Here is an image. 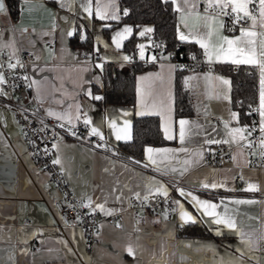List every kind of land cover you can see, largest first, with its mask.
I'll return each mask as SVG.
<instances>
[{
  "label": "crops",
  "instance_id": "obj_1",
  "mask_svg": "<svg viewBox=\"0 0 264 264\" xmlns=\"http://www.w3.org/2000/svg\"><path fill=\"white\" fill-rule=\"evenodd\" d=\"M15 1L14 16L9 14L7 6V13L0 12V52L10 57L20 50L32 52L35 61L29 67L30 93L43 114L72 125L87 119L91 128L96 127L103 135V141L111 146L112 155L92 148L88 137L82 140L62 137L53 144L52 160H59L55 165L72 197L85 198L101 216L99 234L87 248L80 229L59 225L51 204L56 190L47 182L39 164L26 152L20 126L3 103L2 99H7L8 94L0 84V264H227L230 260L264 264L262 242L248 250L241 244L239 232L212 224L211 218L202 215L192 200L195 196L214 203L221 214L226 208L237 227L246 234H264V166L251 167L245 152L237 147L242 139L234 142L229 135L230 129L239 128L243 123L232 107L229 77L211 67L181 71V84L187 91L191 113L175 117L177 69L166 52L150 49L151 32L140 35L145 28H151L150 25L134 28L129 23H121L111 27L123 13L118 0H63L64 6H61V0ZM167 1L175 11L178 41L194 43L201 51L204 63L210 66H238L226 61L217 62L215 55L210 63L204 49L195 41L205 38L214 53L222 42L221 36L239 37L241 28L227 31L223 18L208 8V0ZM86 7L90 8L91 14L85 11ZM249 8L251 10V5ZM98 9L102 14L115 15L118 19H100L96 15ZM252 13L258 17V0ZM205 15L214 16V20L208 21L214 28L209 37H205L206 22L202 19ZM241 20L247 23L242 28L258 33L257 59L264 61V56L259 55V41L264 39L259 21L252 29L250 18ZM125 27L132 29L127 38L137 37L132 52L123 48L127 38L121 41L120 48L113 43L112 38ZM106 28L109 29L105 31ZM76 31V40L82 41L85 35L91 40V52L71 42ZM69 32H72L71 36ZM180 34L189 36V40H180ZM139 45L145 46L144 59L140 58ZM96 53L100 56L95 57ZM131 55L136 61L131 60ZM125 56L128 60L123 59ZM140 61L147 63L133 76V105L102 104L93 98L102 96L104 66L124 69L134 62L140 64ZM239 65L254 70L260 127L259 65ZM156 74L163 77L162 84L159 80H140ZM216 77L228 80L229 84H223ZM142 111L150 114L140 115ZM208 114L219 120H208ZM134 116L156 117L165 142L131 143V119ZM113 119L121 128L125 127V121L130 122L129 139H116L114 130L109 127V121ZM181 119L189 122L185 125L184 144L179 139ZM166 128L171 139L165 136ZM207 140L229 142L208 144ZM147 148L175 151L149 154ZM182 148L186 151H180ZM219 148L229 149L230 159L206 162L207 153ZM149 155L155 164L148 160ZM236 176L241 177L240 183L235 182ZM213 183L217 184L215 189L210 187ZM249 184L256 185L258 190L246 191ZM161 185L167 195L156 191ZM179 189L190 195H180ZM134 194L149 199L160 198L164 206L156 215L138 209L133 217L127 204ZM237 200L254 202L234 203ZM101 204L104 211L97 207ZM180 204L195 218V223L203 227L206 235L177 234L179 227L191 223L181 220ZM129 247L133 249L131 255L127 250ZM241 251L245 254L241 255Z\"/></svg>",
  "mask_w": 264,
  "mask_h": 264
},
{
  "label": "built area",
  "instance_id": "obj_2",
  "mask_svg": "<svg viewBox=\"0 0 264 264\" xmlns=\"http://www.w3.org/2000/svg\"><path fill=\"white\" fill-rule=\"evenodd\" d=\"M256 1L254 0V3L251 4V10L255 9ZM2 3L4 5L3 11L7 13L5 0H2ZM210 11L223 18L227 31L247 26L244 20L234 23L229 9H227L228 15L220 14L219 9L212 8ZM259 29L264 30L260 26ZM1 30L2 26L0 25V32ZM158 44H160L159 41L152 42L150 49L157 50ZM167 54L170 57L172 51H167ZM94 56L98 57L100 53H96ZM131 60L136 61V58L131 55ZM34 61V55L28 50H20L14 57L0 52V75L4 78L2 87L8 94L7 99L2 100L20 126L21 139L30 159L39 164L41 171L46 175L47 182L56 190L51 204L59 225L61 227H77L80 229L85 246L90 248L95 237L99 234L98 222L101 216L98 215L95 209L83 206L89 204L85 198L72 197L60 170L53 163V144L62 137L78 140L88 137V143L92 148L109 155H112L111 146L101 140L100 137L90 135L92 129L90 123L85 125L84 122H78L72 125L55 118H48L43 114L35 97L30 93L29 67ZM171 61L177 68L200 70L211 67L204 63L202 56L198 59L193 57L184 59L179 56L178 58H171ZM146 63V61H140L141 65ZM9 65H12V67H9ZM249 112L251 114L249 119L239 125V128H244L246 131L242 133L245 139H242L237 144V147L245 152L251 167L259 168L264 166V145L261 144L263 133L260 131L257 121L256 103L250 105ZM206 118L214 122L219 120L217 116L209 114L206 115ZM248 144L251 146H246ZM229 159L230 151L225 148H219L217 151L206 155V162L211 163ZM234 180L240 183L241 177L236 176ZM163 204L164 201L160 198L144 199L143 196L139 195L138 197L137 194H134L128 200L127 207L132 216L135 217L138 209H144L150 214L156 215L158 209L161 210V207L164 206ZM167 215H170L169 211H167ZM261 246H264V242L261 243ZM32 249L35 250L36 247L33 246Z\"/></svg>",
  "mask_w": 264,
  "mask_h": 264
},
{
  "label": "trees",
  "instance_id": "obj_3",
  "mask_svg": "<svg viewBox=\"0 0 264 264\" xmlns=\"http://www.w3.org/2000/svg\"><path fill=\"white\" fill-rule=\"evenodd\" d=\"M8 12L11 16L16 13V1L5 0ZM119 7L123 10L119 20L112 23L111 27L121 23H129L134 28L140 25H150L153 31L150 39L152 42H160L157 51L167 53L171 50V58L202 56L201 51L192 42H180L175 35V11L170 2L165 0H118ZM127 11V15H125ZM109 27V28H111ZM109 28H106L108 30ZM78 31L74 33L71 42L77 44L82 50L91 52V40L85 38L82 41L76 40ZM137 37L131 35L124 42L123 48L133 51V45ZM146 65L133 63L124 69H117L111 65L104 66L102 104H122L131 106L134 101L133 76L136 72L144 69ZM211 68L226 74L230 79L231 103L236 110L240 121L244 122L251 116L250 105L256 103V79L254 70L244 66L214 65ZM174 79V116H187L191 113L190 102L187 91L181 84V71L193 68H177ZM131 143L159 144L165 140L161 135L158 120L156 117H132L131 119ZM178 235L202 236L207 233L203 227L196 223H188L178 228Z\"/></svg>",
  "mask_w": 264,
  "mask_h": 264
},
{
  "label": "snow or ice",
  "instance_id": "obj_4",
  "mask_svg": "<svg viewBox=\"0 0 264 264\" xmlns=\"http://www.w3.org/2000/svg\"><path fill=\"white\" fill-rule=\"evenodd\" d=\"M167 2V0H165ZM175 2V0H173ZM185 3H188V0H185ZM254 0H208V8H214V9H219L220 14L222 15H228L227 9H231V13L234 14L233 16V21L234 23H239L241 19L244 18H250L252 21V29H255L257 21H259V26L264 29V0H258V17L257 15H254L252 13V10H250L249 5L253 4ZM61 6H64L63 0H61ZM194 7V5H193ZM208 8H206V12L208 11ZM4 10V5L2 3V0H0V12ZM179 11V8L177 9ZM86 12H89L91 14V10L89 7L85 8ZM127 15V11L124 13ZM97 17L100 19H118L117 16L112 15L109 17L106 13L102 14L99 9L96 12ZM199 15V14H197ZM202 19L206 22L205 23V28L207 31L205 32V37H209L212 35V32L214 31L213 26L208 23V21L214 20V16L211 15H205L202 17ZM220 27L223 28V23H220ZM152 28H145L140 35L143 36L147 32H152ZM132 29L130 27H125L122 31L117 32L115 36L112 38L113 43L116 45L117 48L121 47V41L125 38L128 37L129 34H131ZM69 36L72 35V32L68 33ZM258 33L254 30H249V29H244L241 28L240 31V36L236 38H229L227 36H221L220 40L222 41L218 47L215 48L214 53L210 51V44L206 42L205 38H198L196 39V43L200 45L201 48L204 49V55L208 57V61L211 63L213 59V55H215V59L217 62L220 61H226L230 62L233 64H258L260 68V85H261V90H260V131L264 133V61H260L257 59V37ZM179 39L182 41H188L189 36H186L184 34L179 35ZM107 47V45H105ZM144 45H139L140 48V58L144 59ZM157 47H160V45H157ZM259 55L264 56V39L259 41ZM195 58V57H193ZM103 59V57L101 58ZM124 60H128V57H123ZM153 60H155V57H152ZM9 67H12V65H9ZM97 67H101L102 65H97ZM174 69V66H173ZM208 79V77H206ZM216 79H221L222 83L227 85L229 84V81L226 79H222L220 77H216ZM141 81H154V80H159L161 84L163 83V77L160 74H156L155 77H141ZM4 82V78L2 75H0V84ZM187 83V81H185ZM138 94L140 93V88L138 87L137 89ZM96 100L102 99V97L96 96L93 97ZM145 114H150V113H145V112H140V115H145ZM49 115H54V113L49 112ZM124 115H128V113H124ZM233 117L236 116L235 113H232ZM61 118V117H58ZM70 122V121H69ZM85 125L89 124L90 121L85 119L84 121ZM189 122L186 120L181 119L179 121V139L181 144H184L185 138H186V129L185 125L188 124ZM125 127H117L116 120H110L109 121V127L114 130L116 134V139L117 140H127L129 139L128 135V126L130 122L125 121L124 122ZM63 127V125H61ZM227 128V124L225 125ZM246 129L244 128H234L230 129L229 135L233 137L234 142H238L239 139H245L243 136H238V134L245 132ZM250 134V133H249ZM90 135H95L100 137L101 140L104 139L103 135L101 134L100 131L96 127H93L91 129ZM165 136L168 139H171L172 137L168 135V129H165ZM229 141H220V140H207L206 143L212 144V143H228ZM261 144L264 145V138L261 140ZM100 146V145H98ZM246 146H251L250 144ZM55 147V145H54ZM147 153L151 154L154 151L158 152H163V153H169V152H174L175 150L173 149H160V150H154L152 148H147L146 149ZM180 151H186V149H180ZM235 159V157H233ZM148 160L152 163L155 164V160L152 158L151 155L148 156ZM54 164H58L59 160H54ZM147 167V165H145ZM186 170V169H185ZM183 174V173H181ZM205 187H209L208 184L204 185ZM213 189L217 187V184L213 183L210 185ZM246 191H256L257 186L254 184H249ZM157 192H162L164 195H167V190L163 188V186H159L156 188ZM180 195H190L189 193H185L183 189H179ZM139 197V194H137ZM144 199H148L147 196L144 197ZM192 200L195 202V204L198 206L199 210H201L202 215L210 217L211 218V223L215 225H220L223 226L227 229L234 230L236 232H239L240 234V241L241 244L245 246L248 250L253 249L254 247H257L261 242H264V234L259 235V236H253L251 234H246L244 233L241 229H239L236 225V222L233 218L232 215L228 213V210L225 208L224 213L221 214L220 212L217 211L218 205L211 203L209 201L205 200H200L199 198L192 196ZM254 201H241L237 200L234 201L236 204H242V203H253ZM179 204V202H176ZM84 207H90L91 202H89L88 205H83ZM97 207L100 208L101 211H104V206L97 205ZM105 214L110 215L111 212H106ZM179 214L181 220H183L185 223L191 222L195 223L196 220L195 218L189 214L187 211H185L184 206L182 204L179 205ZM219 234V233H217ZM129 254H133V249L129 247L128 249ZM245 253L241 251V255H244ZM227 264H243V261L236 260V261H228Z\"/></svg>",
  "mask_w": 264,
  "mask_h": 264
}]
</instances>
